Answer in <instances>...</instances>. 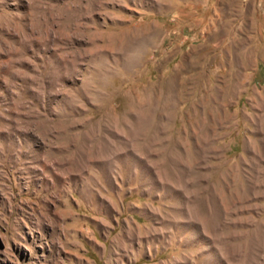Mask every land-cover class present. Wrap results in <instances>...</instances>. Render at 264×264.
<instances>
[{
    "label": "rangeland",
    "instance_id": "rangeland-1",
    "mask_svg": "<svg viewBox=\"0 0 264 264\" xmlns=\"http://www.w3.org/2000/svg\"><path fill=\"white\" fill-rule=\"evenodd\" d=\"M0 264H264V0H0Z\"/></svg>",
    "mask_w": 264,
    "mask_h": 264
}]
</instances>
